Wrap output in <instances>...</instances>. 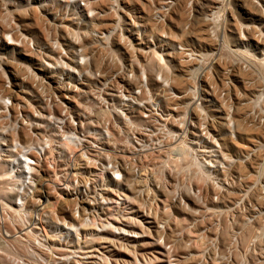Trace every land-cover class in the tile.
Listing matches in <instances>:
<instances>
[{
    "label": "rangeland",
    "instance_id": "374dc122",
    "mask_svg": "<svg viewBox=\"0 0 264 264\" xmlns=\"http://www.w3.org/2000/svg\"><path fill=\"white\" fill-rule=\"evenodd\" d=\"M165 1L106 0L91 4L105 14L89 19L85 10L66 7L70 0H0V264H18L15 259L25 254L14 236L23 216L6 169L12 145L29 140L24 115L40 105V52L54 59L59 44L84 47L96 66L134 59L146 65L151 80L166 66L173 91L183 96L167 107L183 106L178 110L187 113L190 142L203 126L217 141L214 168L172 169L179 179L170 186L184 203L173 205L165 241L171 252L160 245L95 249L100 260L91 264H136L139 252L153 250L157 257L150 264H172V258L175 264H264V4L170 0L175 5L165 23L155 24L153 11ZM93 31L111 33L110 47L101 49ZM149 36L156 45L151 52ZM177 45L198 54V62L185 63ZM195 97L202 99V113ZM211 141H204L207 150ZM74 248L57 249L64 259L59 264H84Z\"/></svg>",
    "mask_w": 264,
    "mask_h": 264
},
{
    "label": "built area",
    "instance_id": "2783aa9c",
    "mask_svg": "<svg viewBox=\"0 0 264 264\" xmlns=\"http://www.w3.org/2000/svg\"><path fill=\"white\" fill-rule=\"evenodd\" d=\"M105 1L70 0L65 6L85 10L91 19L105 14L91 4ZM174 5L162 3L153 11V22L164 24ZM92 36L101 49L110 47L111 33L93 31ZM145 39L147 52L156 49L152 36ZM28 46L36 52L31 41ZM174 48L185 63L198 62V54L181 45ZM56 49L54 59L40 52V105L24 115L29 140L12 145L6 169L16 210L23 216L14 236L25 254L15 263L59 264L64 259L57 249L71 247L160 245L171 252L165 241L173 205L184 203L170 186L179 179L172 169L214 168L216 138L203 126L190 142L187 113L178 110L183 106L167 107L168 100L181 103L183 96L173 91L166 66L151 80L146 65L134 59L96 66L80 45L69 50L59 44ZM195 72L199 74L197 68ZM194 100L200 111L202 99ZM210 138L207 150L204 141ZM77 251H72L76 258ZM152 252H139L136 264L153 263L157 251ZM98 254L94 252L96 261Z\"/></svg>",
    "mask_w": 264,
    "mask_h": 264
},
{
    "label": "bare ground",
    "instance_id": "6f19581e",
    "mask_svg": "<svg viewBox=\"0 0 264 264\" xmlns=\"http://www.w3.org/2000/svg\"><path fill=\"white\" fill-rule=\"evenodd\" d=\"M212 2H217V0H211ZM242 1H244V2H249L250 4H253V3H256V5L258 6V7H261L262 8V3L264 4V0H242ZM260 2H262V3H260ZM228 5V4H227ZM220 12H222V10L220 11ZM263 13H264V11H263ZM248 15V14H247ZM221 36V35H220ZM219 49V48H218ZM218 52V51H217ZM216 57V56H215ZM214 61V60H213ZM195 76V75H194ZM198 79H199V77H198ZM256 199V198H255ZM256 200H258V199H256ZM255 200V201H256ZM259 201V200H258ZM257 203H259L260 204V202H257ZM6 236H8L9 237V235H6ZM107 252H110V251H108V247H106V249H105ZM94 252H95V249H93L92 247H90V248H80L78 251H77V253H79V256L77 257V258H79L80 259V261H88L87 262V264H91V263H97V261H96V257H95V255H94Z\"/></svg>",
    "mask_w": 264,
    "mask_h": 264
}]
</instances>
